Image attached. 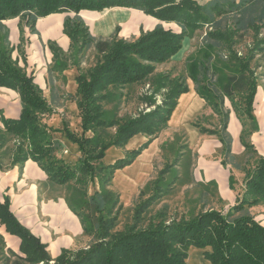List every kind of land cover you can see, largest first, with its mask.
I'll use <instances>...</instances> for the list:
<instances>
[{"label":"trees","instance_id":"obj_1","mask_svg":"<svg viewBox=\"0 0 264 264\" xmlns=\"http://www.w3.org/2000/svg\"><path fill=\"white\" fill-rule=\"evenodd\" d=\"M113 7L137 9L161 21L175 22L182 31L175 33L159 26L133 40L119 39L117 35L94 38L78 14L83 10L103 11ZM53 13L75 14L64 23V33L71 40L69 53L50 44L54 54L51 71L74 66L80 72L77 102L83 134L79 136L65 128L68 138L79 146L82 154L75 165L56 157L63 146L53 138L44 122V117L50 116L53 110L35 85L33 74H27L13 59L9 35L2 25L7 19L22 17L34 32L38 18ZM205 28L208 30L198 52L187 59V77L171 87L161 106L123 120L106 117L102 102L110 97L109 89L147 81L157 65L168 62L181 51L186 38ZM263 29L264 0H213L205 5L193 0H0V87L16 90L22 101L20 118L3 122L6 133L15 140L13 165L33 160L57 185L76 180V186L69 188L72 195L69 204L81 218L85 233L93 237L87 250L64 251L54 264H188L191 247L210 248L205 258L211 264H264V227L248 209L264 202V158L247 171L245 190L227 215L203 207L194 216L168 221L163 210L146 227H141L145 213L161 196L164 177L178 159L141 190L134 201L132 224L120 232L114 229L123 206L119 194L111 189L115 173L131 165L167 126L179 96L188 91V78L221 118L219 130L202 128V132L218 135L230 157L229 112L224 110L225 99L233 103L237 112L250 116L259 84L252 63L256 55L264 52V39L259 37ZM251 33L254 35L252 49L239 56L236 47ZM92 48L97 61L84 73L81 64L85 53ZM169 85V76L156 75L151 80L153 93L145 98L146 105L154 106L156 96ZM110 128H115V133L107 136L105 131ZM88 132L93 137H86ZM139 134L150 139L114 164L104 163L109 148H123ZM3 140L4 135L0 134V149ZM95 180L100 190L89 197L86 188ZM151 190L153 193L142 200ZM0 223L7 233L21 240L20 252L25 255L21 259L25 263L53 261L45 245L11 213L8 201L0 204Z\"/></svg>","mask_w":264,"mask_h":264},{"label":"crops","instance_id":"obj_2","mask_svg":"<svg viewBox=\"0 0 264 264\" xmlns=\"http://www.w3.org/2000/svg\"><path fill=\"white\" fill-rule=\"evenodd\" d=\"M193 1L205 5L213 0ZM74 16V13H53L40 17L34 32H31L22 17L2 21L9 35L10 47L13 48V59L27 74H33L35 85L53 110L50 116L44 117V122L53 138L63 146L56 157L70 165H75L82 156L79 146L68 138L65 130L67 128L79 136L83 134L77 102V78L80 72L74 66L63 71H51L54 54L50 44L65 54L69 53L71 40L64 33V23L68 17ZM78 16L97 39L117 35L119 39L133 40L159 26L175 33L182 31L175 22L161 21L132 8L83 10ZM187 40L189 38L184 40L178 54L168 62L157 65V69L166 64H181L183 58L180 54ZM87 52L89 56H96L94 48ZM186 63L184 67L187 72ZM186 82L188 91L179 96L167 126L131 165L115 173L111 189L119 194L123 208L134 206L141 190L153 179L160 160L175 157L178 163L173 167L176 173L174 184L180 183L186 191H198L196 204L205 207V210L214 209L227 215L245 190L247 171L264 158V81L258 84L250 116L242 111L237 112L233 103L225 99L224 110L229 112L227 133L231 138L230 157L226 155L225 145L218 135L202 132V128L219 130L221 118L197 93L194 81L188 78ZM135 85L124 88L127 90ZM21 112L20 94L16 90L0 87V134L4 135L0 149V204L8 201L11 213L21 226L38 238L51 259L56 260L64 251L85 248L89 236L85 233L81 218L69 204L72 196L69 192L70 183L57 185L51 182L47 173L33 160L13 165L15 140L6 133L3 122L18 120ZM179 135L184 137L187 145L183 153L178 152ZM86 137H93V133H86ZM149 139L139 134L123 148H109L104 163L114 164L128 152L139 149ZM169 145L172 151L166 154L165 150H170ZM172 173L169 171L167 176ZM95 184L99 186L97 180L91 183L92 186ZM99 189L100 186L95 191L99 192ZM93 195L88 194L89 197ZM248 209L255 221L264 227V202ZM0 235L9 252L21 255V240L7 233L1 223ZM210 251V248L191 247L187 263L211 264L205 258V254Z\"/></svg>","mask_w":264,"mask_h":264},{"label":"rangeland","instance_id":"obj_3","mask_svg":"<svg viewBox=\"0 0 264 264\" xmlns=\"http://www.w3.org/2000/svg\"><path fill=\"white\" fill-rule=\"evenodd\" d=\"M207 28L203 29L201 32L198 31L194 35L193 38H189L186 42V47L180 54V57L183 58L181 61V64H166L164 66H160L157 69L153 76H151L147 81L137 84L134 87H129V89L120 88V89H109L111 91V95L108 99L104 100L102 102V105L105 110V115L108 119H117V120H123L125 118H132L136 117L139 114L143 113H149L150 111L155 110L157 107L161 106L163 101L165 100L166 96L168 95V92L170 91L171 87L176 84L178 80L181 78L187 77V72L185 71V63L187 61V58L190 56L195 55L200 46L201 41L204 35L207 32ZM261 39H264V29L262 30L261 35L259 36ZM254 45V35L251 33L245 40L236 47V51L239 53V56L246 55L253 47ZM227 54V53H226ZM228 55V54H227ZM185 58V59H184ZM84 65L81 64V71L87 72L91 68L95 66V63L97 61V56L93 57L92 55L89 56L88 52L85 53ZM83 63V62H82ZM162 65V64H161ZM252 70L255 73V75L258 78V83H261L264 81V52L259 53L256 55L255 60L252 63ZM159 74H164L166 76H169L170 85L169 87L162 91L160 95L156 96L155 99V105L152 107H149L146 105L145 98L150 97L153 93V90L150 87L151 80ZM136 89V90H131ZM115 128H110L105 131V134L107 136H111L115 133ZM179 140L177 141L178 145V152L183 153L187 149L186 141L183 136L179 135ZM171 146L169 145V148ZM166 154L169 153L171 150H165ZM173 153V152H172ZM175 153V154H174ZM173 154L177 156L178 154L174 152ZM177 154V155H176ZM175 162V157L167 158L165 161L160 160L157 164V169L155 171V174L153 175V179L151 181L157 180L160 172L167 166L172 165ZM173 172L170 176H165L163 184L161 185V196L160 198L150 207V209L145 213L144 219L141 223V227H146L150 221H152L156 215L163 210H166L168 221L172 220H180L182 217H191L196 214H198L203 207H201L199 204H196V196L198 194V191H186L184 187L180 184H174L175 181V171L173 167L169 170ZM76 180H73L69 182L71 185L70 187L76 186ZM98 182V181H97ZM81 187V186H79ZM99 186L89 185L86 188V191L88 194H95ZM100 190V189H99ZM153 191L151 190L148 192V195L144 197L142 200H146ZM87 194V195H88ZM134 207V206H133ZM133 207L130 208H123L122 211H120L118 215V220L116 222V226L114 231L120 232L123 231L126 227L132 224V218H133ZM93 242V237L89 236L87 246L83 249L77 250H87L89 248V245ZM76 251V252H77ZM25 258V255L21 253V255L18 254H11L6 247L2 240V237L0 235V264H27L23 261ZM44 264V263H40ZM50 264H54V260L50 262Z\"/></svg>","mask_w":264,"mask_h":264}]
</instances>
